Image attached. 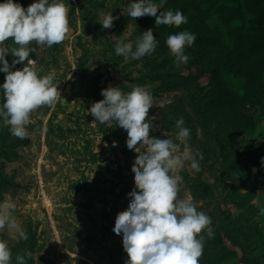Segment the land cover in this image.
<instances>
[{"label": "rangeland", "instance_id": "rangeland-1", "mask_svg": "<svg viewBox=\"0 0 264 264\" xmlns=\"http://www.w3.org/2000/svg\"><path fill=\"white\" fill-rule=\"evenodd\" d=\"M197 1L207 8L204 0H178L171 11L186 8V12L191 13L186 16L187 21L204 25L206 29L211 16L201 10ZM14 2L27 8L35 0ZM63 2L68 9V31L64 40L51 47L38 45L35 41L28 45L34 49L29 59L36 61V71L41 77L53 76L60 96L52 105H42L30 113L25 139L12 136L9 126L0 119V202L7 200L15 204L11 215L28 237L27 240L20 238L17 230L5 225L0 228V241H4L11 251L10 264H17L18 255L24 256L27 264H126L128 256L121 238L116 237L113 230L116 217L128 210L127 197L137 191L131 171L139 154L127 148L128 137L124 129L114 123L95 121L88 110L94 102L104 99L100 94L103 89L109 85L118 87L124 82L128 84L125 92H130L133 86H143L152 97L156 107L148 114L149 118L154 117L149 121L153 125L150 138L163 139L168 133L175 139L176 132L166 126L164 116L175 108L188 107V113L196 121L202 117L193 112L187 99L183 101L184 92L166 91L160 88V81L150 82L147 78L154 72L155 61L160 64L166 57H174L163 50L167 48L170 52L166 44L168 34L154 37L156 50L139 60L125 61L123 56L115 54L118 40L132 42L135 48L137 38L144 31L152 29L153 35L156 32L155 21L145 20L147 16L135 20L129 17L127 6L135 0ZM98 10L118 17L112 28L104 29L98 23ZM13 47L19 46L11 39L0 43V48L7 49L5 59L9 65L18 59L11 55ZM184 52L189 54V51ZM25 64L26 61L17 64L12 71L22 69ZM176 71L190 78L200 75L199 68L189 70L184 65L176 67ZM250 71L248 65L239 77L247 75L250 84L247 90L259 92L261 96L258 97L263 99L264 105V85ZM5 76L0 72V85L5 82ZM209 80L210 75L203 74L196 81L182 82L196 87L193 94L202 105L207 100L202 99L199 85L209 87ZM3 102L0 93V104ZM161 104L164 106L159 107ZM247 109L254 123L249 129L235 127L238 125L231 121L233 111H220L214 122L206 126L197 124V138L194 141L195 132L190 131L187 144L193 153L196 150L203 153V159L197 157L200 170L191 169L190 162L186 161L185 167L178 171L183 179L177 198L190 197L197 211L211 218L212 233L225 218L219 214L221 191L224 188L229 191L234 185L223 173V166L224 172H228L236 158L244 159L249 149L256 151L264 147V110L251 103ZM183 149L182 144L181 151ZM200 175L213 193L207 201L196 203L201 196L194 193L192 183L199 180ZM252 185L264 187V166L257 171L255 179L244 186L248 190ZM247 190L242 193L246 194ZM260 194L258 202L263 208L264 192ZM230 208H234L233 205ZM213 237L207 235V229L197 236L210 244L213 257L225 251H232L239 258L246 253L242 245L235 246L239 242H229L227 238H224L225 245H211L212 242L207 241ZM27 252H31V257L25 255Z\"/></svg>", "mask_w": 264, "mask_h": 264}, {"label": "clouds", "instance_id": "clouds-1", "mask_svg": "<svg viewBox=\"0 0 264 264\" xmlns=\"http://www.w3.org/2000/svg\"><path fill=\"white\" fill-rule=\"evenodd\" d=\"M158 10L153 0H135L127 6L128 15L134 20L150 16L155 18L156 26L177 28L187 23V17L180 10L157 15ZM67 11L63 0H35L27 8L14 0L0 3V43L11 39L19 46L11 49V55L18 58L11 65L5 59L7 49L0 48V64L3 65L0 72L6 74L5 82L0 85L4 100L0 104V119L9 126L12 136L27 138L30 113L42 105H52L60 96L53 76L41 77L36 71V61L29 59L34 49L28 45L35 41L38 45L51 47L62 42L68 31ZM97 14L98 23L104 29L112 28L118 18L103 10H98ZM196 39V35L188 30L168 36L166 44L177 67L187 63L189 57L184 49L192 46ZM156 48L157 40L152 29H148L137 38L135 48L132 42L118 40L115 54L123 56L125 61L139 60L154 53ZM25 61L22 69L12 71ZM100 94L104 99L94 102L88 114L101 124L114 123L124 129L128 137L127 148L139 154L131 171L137 191L127 197L128 210L116 217L113 230L114 235L121 238L128 256L126 264H199L204 245L203 239L197 236L204 229L209 237L213 235L211 218L198 212L190 197L177 198L183 179L178 171L185 167L186 161L190 162L191 169L199 171L197 157L203 159L202 152L196 150L193 153L187 144L190 129L184 126L185 121L180 117L176 120L175 139L168 133L163 139L150 138L153 125L149 121L154 117L149 118L148 114L156 106L143 86H133L130 92L124 93L119 87L109 85ZM261 165L264 166V158H261ZM15 207L7 200L0 202V228L7 225L27 240L26 232L11 215ZM25 255L31 257V252ZM10 259V249L0 241V264H10ZM16 260L17 264H27L24 256L18 255Z\"/></svg>", "mask_w": 264, "mask_h": 264}, {"label": "trees", "instance_id": "trees-1", "mask_svg": "<svg viewBox=\"0 0 264 264\" xmlns=\"http://www.w3.org/2000/svg\"><path fill=\"white\" fill-rule=\"evenodd\" d=\"M153 2L160 7L157 12V15H160L161 12L171 11L178 0H153ZM197 2L201 10L207 11L211 16L206 29L204 25L187 21L179 28L155 26L154 37L163 33L173 35L176 31L184 30L196 35L194 44L184 49L189 51L187 63L180 66L184 65L189 70L199 68L200 75H210L209 87L204 88L199 85L202 99H206L207 103L201 105L200 100L193 94L196 87H189L190 85L186 82H182V80L190 81L191 79L196 81L200 75L190 78L177 73V66L168 64V62L174 63L175 57H166L160 64H156L157 61H155L154 72L147 75L150 82L160 81V88L166 91L184 92L183 101L187 99L193 112L198 117H202L196 121L193 116H190L191 113H188V107L185 106L183 109L175 108L171 113L164 115L166 126L174 132L177 131L176 120L183 117L184 126L191 132H195L194 141L197 138V124L206 126L214 122L215 116L220 111H233L231 121L238 125L235 127L249 129L254 123L249 117L247 105L249 103L253 106L259 105L264 110L263 99L258 97L261 94L247 90L250 85L247 75L239 77L249 65L252 69L250 72L264 85V0H204L203 3L207 5V8L202 2ZM179 10L185 16L191 14L186 12V8ZM145 20L155 21V18L147 16ZM193 46L194 49L197 47L195 51ZM166 49L163 48L168 55L170 52ZM127 86L128 84L123 82L118 87L122 92L128 93L125 92ZM261 158H264V147L256 151L249 149L246 158H236L231 169L228 172L225 171L226 173L223 166V173L234 185L229 188V191H226L228 190L226 188L221 191L218 198L221 209L219 214L220 217L225 218L216 225V230L213 231L214 237L207 241L212 242L211 245H225L224 238H227L229 242H239L235 246L242 245L246 253L239 258L234 252L225 251L213 257L214 251L210 244L203 242V254L206 255L199 261L200 264H264V206L262 208L258 202L264 187L260 189L252 185L247 190L244 186L246 182L255 179L257 171L262 167ZM192 187L194 193L201 196L196 199V203L210 199L212 191L206 187L201 175L199 180L193 181ZM242 190H247V193H242ZM231 205L234 208L231 209ZM230 260H233V263H229Z\"/></svg>", "mask_w": 264, "mask_h": 264}]
</instances>
